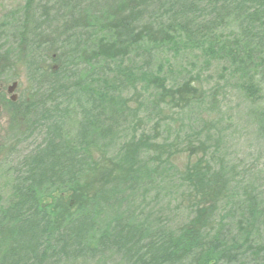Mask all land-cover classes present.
<instances>
[{"label": "trees", "instance_id": "1", "mask_svg": "<svg viewBox=\"0 0 264 264\" xmlns=\"http://www.w3.org/2000/svg\"><path fill=\"white\" fill-rule=\"evenodd\" d=\"M7 19L13 23L6 29L10 43L0 39V78L15 52L26 87L14 103L9 137L21 149L8 166L10 197L0 207V228L9 233L0 264L102 257L122 264H264L263 191L236 176L220 154L224 135L216 122L195 125L190 108L205 95L198 76L186 72L169 83L157 62L161 50L201 47L208 58L219 56L236 69L256 67V60L264 66V0H24ZM140 83L150 90L144 98ZM128 92L140 97L133 105ZM172 109L187 113L183 136L182 129L160 128L170 126L164 120ZM150 114L157 121L140 129L142 115ZM257 121L264 134V112ZM127 127L134 154L139 144L129 158V192L158 180L178 182L184 211L194 216L175 228L162 221L146 225L129 210V217H114L97 233L93 198L78 211L53 196L74 190L101 159L96 152L107 153ZM202 129L211 144L202 141ZM206 146L214 148L211 155ZM179 151L187 159L181 170L174 163Z\"/></svg>", "mask_w": 264, "mask_h": 264}, {"label": "rangeland", "instance_id": "2", "mask_svg": "<svg viewBox=\"0 0 264 264\" xmlns=\"http://www.w3.org/2000/svg\"><path fill=\"white\" fill-rule=\"evenodd\" d=\"M2 3L3 6L0 5V39L2 37V40L9 44L6 29L7 24H12L13 21L7 17L15 15L24 0H8V2L4 0ZM159 53L163 56L158 57L157 62H160L158 66L163 67L168 82L180 75H186V72H189V75L198 76L195 78L205 95H203L202 103L190 108L196 117L195 125L201 127V120L216 122L224 135V142L219 148L220 154L224 156L229 166L234 167L233 173L236 176L239 175L241 179L250 182L264 193V134L258 129L257 121L258 115L264 112V66L256 60V63H259L256 67L243 64L240 69H236L234 65L230 66L219 56L208 58L204 48L201 47H180L175 53L164 50ZM10 59L11 68L6 70L0 78V207H3L10 197L12 175L8 166L13 159V153L21 149L20 145H13L14 141L9 138L16 119L14 103L24 97L26 87L25 70L21 60L16 58L15 52ZM122 63L126 62L122 60ZM169 68H172V73L168 72ZM12 83H15V86L9 93L7 89ZM244 84H251L253 87L251 91L244 88ZM137 92L144 98L150 90L145 84L140 83ZM12 95L15 96L13 101L10 99ZM127 95L133 98L132 105L135 97L140 98L133 92H128ZM212 97H215V100H212ZM145 104L149 105V102ZM171 111L169 112L171 119L164 120L170 126L165 127L161 123L160 128L174 129V131L177 130L176 132L182 129L184 132L180 133V136L185 135L189 132L187 123L183 127L181 124L187 113L179 114L173 109ZM156 119L158 117L154 114H150L149 118L142 115L140 129L149 130L153 122L157 121ZM75 128L76 117L72 114L66 124V130L72 134ZM207 136L208 132L204 130L201 138L206 145H209L211 141L208 140L207 144L204 140ZM128 139L129 127L110 145V149L104 155L101 141L97 142L96 147L101 149L96 152V155L97 157L103 155L97 160V165L87 169L74 190L54 192L53 196L68 201L70 206H76L78 211L87 210L89 204L87 199L93 198L92 200L96 201L95 206L98 207L92 211L97 221V233L103 231L105 224L112 218L126 214L129 217L130 213L135 220L146 225L162 221L171 224L173 228L180 225L181 220L193 217V214L190 215L188 211H184L186 204L180 197L178 182L158 180L144 188V185H138L137 189H130L129 192V158L137 155L139 144L134 148V154L129 147ZM205 150L211 155L214 148L206 146ZM195 154H201V150L196 149ZM186 161V151H179L174 159L177 168L181 170ZM171 176H177V173ZM49 202V197L42 198L43 205ZM7 229L6 225L0 228L1 246L5 245V237L9 234ZM67 264H122V262L115 257H102L90 260L77 259Z\"/></svg>", "mask_w": 264, "mask_h": 264}, {"label": "water", "instance_id": "3", "mask_svg": "<svg viewBox=\"0 0 264 264\" xmlns=\"http://www.w3.org/2000/svg\"><path fill=\"white\" fill-rule=\"evenodd\" d=\"M14 86H15V83H12V85H11L10 87H8L7 92H9V93L12 92ZM10 99H11V101H13V100L15 99V96L12 95V96L10 97Z\"/></svg>", "mask_w": 264, "mask_h": 264}]
</instances>
